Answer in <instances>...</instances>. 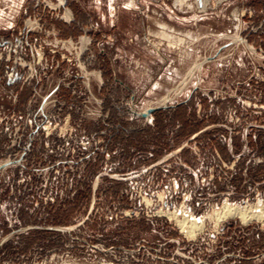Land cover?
Segmentation results:
<instances>
[{"label": "rangeland", "instance_id": "1", "mask_svg": "<svg viewBox=\"0 0 264 264\" xmlns=\"http://www.w3.org/2000/svg\"><path fill=\"white\" fill-rule=\"evenodd\" d=\"M224 205H264V0H0V264H264Z\"/></svg>", "mask_w": 264, "mask_h": 264}, {"label": "bare ground", "instance_id": "2", "mask_svg": "<svg viewBox=\"0 0 264 264\" xmlns=\"http://www.w3.org/2000/svg\"><path fill=\"white\" fill-rule=\"evenodd\" d=\"M259 208H260V210H257V211H255V210L254 211H252V210L249 211L247 208H244V207H239V206L231 207V205L230 206L229 205H224L221 208V210L219 212H217V214L218 213L220 214L218 217H220V216L223 217L224 214H226V215H234V216L237 215L242 220H246L247 218L254 217V216L256 218H262L264 220V205L260 206ZM216 217H217V215H216ZM196 225H198V224H196ZM188 232L191 233L192 231L190 230Z\"/></svg>", "mask_w": 264, "mask_h": 264}, {"label": "water", "instance_id": "3", "mask_svg": "<svg viewBox=\"0 0 264 264\" xmlns=\"http://www.w3.org/2000/svg\"><path fill=\"white\" fill-rule=\"evenodd\" d=\"M154 110H155V108H152V107L148 108L145 112L141 113V116L146 117L149 113H151Z\"/></svg>", "mask_w": 264, "mask_h": 264}]
</instances>
